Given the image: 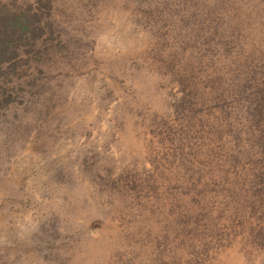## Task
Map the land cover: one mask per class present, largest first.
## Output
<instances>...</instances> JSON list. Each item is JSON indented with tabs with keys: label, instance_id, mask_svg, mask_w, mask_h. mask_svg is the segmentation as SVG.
Listing matches in <instances>:
<instances>
[{
	"label": "rangeland",
	"instance_id": "rangeland-1",
	"mask_svg": "<svg viewBox=\"0 0 264 264\" xmlns=\"http://www.w3.org/2000/svg\"><path fill=\"white\" fill-rule=\"evenodd\" d=\"M0 264H264V0H0Z\"/></svg>",
	"mask_w": 264,
	"mask_h": 264
}]
</instances>
